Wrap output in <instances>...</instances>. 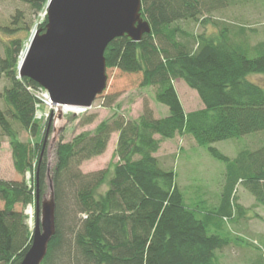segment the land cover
<instances>
[{"label":"trees","instance_id":"1","mask_svg":"<svg viewBox=\"0 0 264 264\" xmlns=\"http://www.w3.org/2000/svg\"><path fill=\"white\" fill-rule=\"evenodd\" d=\"M23 1L38 14L48 0ZM246 2L240 0L238 6ZM141 4L140 15L150 32L138 43L125 36L110 42L105 69L140 75L139 87L154 88L155 101L168 114L155 118L144 104L136 119L113 117L90 133L57 144L51 170L55 235L41 264H220L216 252L231 243L253 248L255 258L248 264H264V249L256 242L229 234L247 211L236 201L240 185L253 196L256 208H264V142L239 151L233 159L211 146L264 133V88L248 79L264 77V42L252 49L245 21L214 17L237 6L233 0H141ZM45 24L46 19L37 30L44 31ZM209 24L215 30L207 35L204 29ZM191 25L202 27V33L194 34ZM2 28L7 33L22 29ZM21 46L22 41L11 39L0 54V81L6 82L0 91V133L9 138L13 169L21 176L20 181L0 179V264H20L29 250L32 233L24 212L15 207L34 203L37 190L41 200L49 171L45 138L51 126L39 134L35 93L41 88L19 78ZM249 51L257 56L249 58ZM177 80L196 92L202 109L185 113L174 88ZM114 100L108 97L105 106ZM93 120L91 116L81 124ZM18 129L40 139L36 137L39 140L30 147L19 140ZM112 133H117V162L111 170L83 174L80 164L100 156ZM176 136L191 137L225 165L219 194L209 210L191 207L175 183L171 165L155 156L164 141ZM27 172L33 175L29 182L24 179ZM195 193L208 194L200 186Z\"/></svg>","mask_w":264,"mask_h":264},{"label":"rangeland","instance_id":"2","mask_svg":"<svg viewBox=\"0 0 264 264\" xmlns=\"http://www.w3.org/2000/svg\"><path fill=\"white\" fill-rule=\"evenodd\" d=\"M237 6L228 8L221 15H215L220 21H230L233 18H238L247 25V42L254 49L255 44L264 42V0H245V4L239 7L240 0H233ZM45 8L38 14L23 0H0V54L2 55V46L7 45L11 39H18L22 41L21 53L18 60L21 58L22 53L29 44V39L38 27L44 22ZM19 15L18 19L16 16ZM17 19L18 22L22 21L20 26L13 24ZM243 25V24H242ZM7 26L9 29H16L22 27L18 32L7 33L2 28ZM194 34L200 35L203 31L202 27L198 25H191ZM213 25H207L204 29L207 35L212 34L214 31ZM251 49V50H252ZM257 53L249 51L248 57L255 58ZM107 86L104 92L95 99L91 107L86 110H80L77 114L73 112L60 113L56 107H53L48 98L45 90L38 91L35 94L38 100L36 106L35 118L38 122L39 134L41 135L43 129L51 126V132L46 133L47 140V166L49 171L46 175L43 200L49 199L52 192V178L51 170L55 164L56 157L55 151L59 142L68 143L78 137L82 133H90L96 129L101 122L109 121L113 117H124L125 119H136L142 113V107L147 104L148 108L153 111L155 118H162L165 116V111L168 109L164 105L158 104L154 99V88H141L140 75H125L119 71L107 69ZM250 81L260 84L264 88V77L261 75H250ZM4 78L0 81V91L5 85ZM174 88H176L178 98H180L182 106L186 112L194 111L195 108L200 106L199 97L196 92L191 90L185 82L175 81ZM46 94V95H45ZM108 97H115L113 103L105 106ZM94 116L91 124H81L83 120L88 117ZM44 125V126H43ZM48 126V127H47ZM46 131V129L44 130ZM19 140L23 143L29 142L30 147H34L36 141L40 138H32L27 132L18 129ZM117 142V133H112L106 150L98 157L91 158L80 164V170L83 174H90L101 170L110 169L117 162V157L114 155ZM264 142V133L257 135L249 134L238 138L237 140L229 139L227 141H218L211 146L215 150H219L224 156L230 159L235 158L239 151L243 149H256L261 143ZM159 155H166L169 158L168 162L171 163L170 169L175 174V183L178 184L182 193L189 198L191 207H199L201 209L209 210V205L213 204L214 199H217L219 194V184L222 178L224 163L220 160H215L211 157L208 150L195 145L191 137L174 138L171 142H164L161 147ZM169 164V163H168ZM31 172H27L24 179L29 182L32 177ZM0 179L20 181L21 176L13 169V160L11 159V148L9 146V138L0 133ZM202 187L203 192L208 193L206 196L195 193L196 187ZM106 187L101 190L104 191ZM236 201L243 204V208L247 210L243 220L238 222L235 231H229L230 235L237 234L239 237H245L253 244L256 242L261 249H264V208H256L253 196L240 185L235 191ZM191 197H188V196ZM35 203V202H34ZM34 203L29 204L26 208L22 209L20 204L15 207L16 211H23L26 216V222L30 233L35 225V211ZM3 203L0 202V209ZM31 208L32 214L27 211ZM249 208V209H248ZM255 213H258L256 215ZM249 241V242H250ZM216 257L220 264H248L247 261H253L255 252L253 248L246 245H234L233 243L222 251L216 252Z\"/></svg>","mask_w":264,"mask_h":264},{"label":"water","instance_id":"3","mask_svg":"<svg viewBox=\"0 0 264 264\" xmlns=\"http://www.w3.org/2000/svg\"><path fill=\"white\" fill-rule=\"evenodd\" d=\"M44 31L32 33L18 62L19 78L34 81L53 107H91L107 86L104 53L118 37L140 41L150 25L141 0H48ZM31 246L20 264H41L55 235V200L34 203Z\"/></svg>","mask_w":264,"mask_h":264},{"label":"crops","instance_id":"4","mask_svg":"<svg viewBox=\"0 0 264 264\" xmlns=\"http://www.w3.org/2000/svg\"><path fill=\"white\" fill-rule=\"evenodd\" d=\"M197 95V94H196ZM181 101V100H180ZM182 104V103H181ZM182 108L184 109V107L182 106ZM195 109H202V105H201V102H200V106L198 107V108H195ZM185 110V109H184ZM165 112H168V111H165ZM190 112H192V111H190ZM185 113H188V112H186V110H185ZM168 113H166L165 114V116L167 115ZM185 137H189V136H184V138ZM174 138H178V139H180V138H183V137H181V136H176V137H174ZM174 140V139H173ZM172 140H167V141H164V142H171ZM164 142L161 144V146H160V149H159V151L155 154V156L158 158V160L161 162V163H166L167 164V166H170L171 165V163L170 162H168V160H169V158L170 157H168V156H166V155H159V153L161 152V147H162V145L164 144ZM169 163V164H168ZM198 189V186L196 187V190ZM239 203V202H238ZM239 205H241V206H243V204L242 203H239ZM249 209V208H248ZM246 212H248V211H246ZM256 215H258V213H255ZM238 222H240V221H238ZM237 222V220H236V222L235 223H238Z\"/></svg>","mask_w":264,"mask_h":264},{"label":"bare ground","instance_id":"5","mask_svg":"<svg viewBox=\"0 0 264 264\" xmlns=\"http://www.w3.org/2000/svg\"><path fill=\"white\" fill-rule=\"evenodd\" d=\"M23 56H24V52L22 53L21 58L18 60V62L21 61ZM55 107L57 108V110L60 113H63V114H65L66 112H73L74 114H77V112H79V108L78 107H72V106H66V107H64V106H55ZM27 212L31 215L32 214L31 208H29Z\"/></svg>","mask_w":264,"mask_h":264},{"label":"built area","instance_id":"6","mask_svg":"<svg viewBox=\"0 0 264 264\" xmlns=\"http://www.w3.org/2000/svg\"><path fill=\"white\" fill-rule=\"evenodd\" d=\"M45 95H46V94H45ZM78 108H79V107H78ZM80 110H86V109H85V108H79V111H80Z\"/></svg>","mask_w":264,"mask_h":264}]
</instances>
